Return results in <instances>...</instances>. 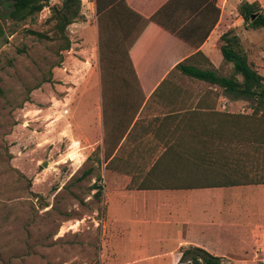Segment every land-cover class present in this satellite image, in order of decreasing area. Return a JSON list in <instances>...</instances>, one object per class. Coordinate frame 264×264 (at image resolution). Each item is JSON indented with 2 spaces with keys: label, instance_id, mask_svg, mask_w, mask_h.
<instances>
[{
  "label": "crops",
  "instance_id": "0c3cea01",
  "mask_svg": "<svg viewBox=\"0 0 264 264\" xmlns=\"http://www.w3.org/2000/svg\"><path fill=\"white\" fill-rule=\"evenodd\" d=\"M81 2L84 19L78 26L97 33L98 50L96 59L85 57L92 72L86 77V98L79 109L88 112V118L94 115V144L111 181L109 187L112 181L120 182L119 195L108 198V215L114 223L127 225L130 240V247L112 252L113 258L107 264H157L165 259L177 264L180 250L187 247L201 248L221 259L229 254L241 255L253 245L260 246L257 252H264V183L191 190L139 188L144 177L152 175L149 171L158 159L171 158L164 156L169 147L174 146L175 152L181 154L184 145L208 141V136H199L197 113V102L205 91L197 85L203 83L191 81L175 70L176 65L201 51L218 68L222 64L218 39L231 29L239 36L244 51L248 52L245 42L254 50L259 48L249 39L253 29L244 25L237 8L243 2L257 3L264 12V0ZM215 7L219 10L217 22L199 47L176 34L209 30ZM2 33L7 42L0 52L10 40L0 19V40ZM106 48H111V53L107 50L109 67L101 63L102 49L108 54ZM91 91L93 98L88 99ZM240 100L219 91L215 110L242 113L231 110L232 101ZM203 101L211 104L212 95ZM205 126L208 128L207 120ZM89 148L93 149L90 141L85 144V150ZM172 170L169 172L163 165L155 175L172 174ZM123 183L124 191L120 190ZM241 189L247 193L255 191V199L241 200ZM248 195L251 197L252 193ZM233 207L236 226H244L245 222L248 231L238 246L228 249L224 234L230 228ZM150 242L160 249L152 252L148 248ZM167 243L174 247L161 250ZM218 246L226 250L216 252Z\"/></svg>",
  "mask_w": 264,
  "mask_h": 264
},
{
  "label": "rangeland",
  "instance_id": "374dc122",
  "mask_svg": "<svg viewBox=\"0 0 264 264\" xmlns=\"http://www.w3.org/2000/svg\"><path fill=\"white\" fill-rule=\"evenodd\" d=\"M60 1L49 0V5ZM6 15L1 4L0 19L10 40L0 52V264H107L112 252L130 247V240L127 225L114 223L108 215V198L119 195L120 182L112 181L109 187L94 144V115L88 118V112L79 109L86 98V77L92 72L85 57L96 59L97 33L86 32L76 22L68 27L70 49L59 53L58 44L29 33L50 30L49 7L23 23L13 24ZM248 36L259 46L254 50L244 43L249 59L264 76V29ZM107 50L111 53V48ZM101 53L102 66H111L109 53L105 49ZM87 96L93 98V92ZM233 102L232 111L250 113L248 101ZM89 141L93 149L85 150ZM88 169L91 174L82 178ZM94 183L102 188L101 194L95 195ZM245 191H239L241 200L255 199V191L249 192L251 197ZM231 211V225L224 234L228 249L238 246L248 231L245 222L236 226V207ZM173 247L167 243L161 250ZM148 248L160 249L151 242ZM259 248L253 245L241 255L221 260L261 264L264 252H257ZM224 250L218 246L216 252Z\"/></svg>",
  "mask_w": 264,
  "mask_h": 264
},
{
  "label": "trees",
  "instance_id": "16d2710c",
  "mask_svg": "<svg viewBox=\"0 0 264 264\" xmlns=\"http://www.w3.org/2000/svg\"><path fill=\"white\" fill-rule=\"evenodd\" d=\"M7 9V18L13 24L31 20L45 7L50 15L46 24L48 32L29 31L40 40L58 44L57 51H68L71 47L68 27L84 19L81 14V0H61L49 5V0H0V5ZM243 23L250 29H264V12L257 3H241L237 8ZM219 10L215 7V19L205 32L189 33L177 31L176 34L199 47L210 34L217 22ZM252 15H255L252 18ZM0 40V47L7 40ZM218 49L222 64L215 68L206 56L198 51L178 63L175 70L187 76L191 81L205 85L204 93L197 102L199 115V136H208V141H199L196 145L183 146L188 152H175L171 146L165 155L169 160L158 159L139 188L191 190L198 188L232 187L264 183V76L255 69L244 51L239 36L231 29L219 36ZM228 71V73H225ZM219 91L235 100L250 103V113H230L216 111ZM212 95L213 102L205 105L203 99ZM208 109V111H201ZM206 120L208 128H206ZM177 148L179 145L176 146ZM248 157L251 160H248ZM167 167L172 174L155 175L161 166ZM175 167V168H174ZM88 169L82 178L91 174ZM251 176H255L251 178ZM98 182V180H96ZM95 195L101 194L102 188L94 183ZM177 264H223L220 257L213 256L198 247L180 250Z\"/></svg>",
  "mask_w": 264,
  "mask_h": 264
},
{
  "label": "built area",
  "instance_id": "2783aa9c",
  "mask_svg": "<svg viewBox=\"0 0 264 264\" xmlns=\"http://www.w3.org/2000/svg\"><path fill=\"white\" fill-rule=\"evenodd\" d=\"M260 263H261V264H264V257H262V258L260 259Z\"/></svg>",
  "mask_w": 264,
  "mask_h": 264
},
{
  "label": "water",
  "instance_id": "95a60500",
  "mask_svg": "<svg viewBox=\"0 0 264 264\" xmlns=\"http://www.w3.org/2000/svg\"><path fill=\"white\" fill-rule=\"evenodd\" d=\"M255 17V15H252V18H254ZM46 164H43V166H45Z\"/></svg>",
  "mask_w": 264,
  "mask_h": 264
}]
</instances>
